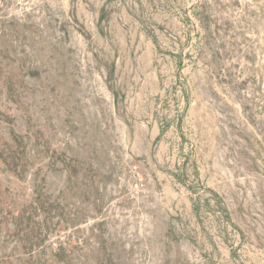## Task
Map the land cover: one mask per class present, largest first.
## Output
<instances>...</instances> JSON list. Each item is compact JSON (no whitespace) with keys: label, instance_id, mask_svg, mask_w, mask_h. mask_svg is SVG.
Returning <instances> with one entry per match:
<instances>
[{"label":"rangeland","instance_id":"rangeland-1","mask_svg":"<svg viewBox=\"0 0 264 264\" xmlns=\"http://www.w3.org/2000/svg\"><path fill=\"white\" fill-rule=\"evenodd\" d=\"M10 135L0 264H264V0H0Z\"/></svg>","mask_w":264,"mask_h":264},{"label":"trees","instance_id":"trees-1","mask_svg":"<svg viewBox=\"0 0 264 264\" xmlns=\"http://www.w3.org/2000/svg\"><path fill=\"white\" fill-rule=\"evenodd\" d=\"M14 137V135H10L8 139H3L2 149H0V160L4 166L3 171L6 175L12 174L17 178V180H20L23 178L24 172L26 171L27 162L26 159H23L25 157L23 152L12 149L14 145H17V141L15 139L17 137ZM4 193H6V190H4ZM10 195L11 194H6V198L10 199L9 205L16 204L15 196ZM3 201L0 198V208H3L5 205V202L3 203ZM42 203L43 202L40 201L39 198L35 197L31 202L15 206L12 211H0L1 219H3L5 214L11 217L14 231L13 236L16 240L14 250L21 254L22 262H25L24 257L26 255L31 256L33 249L39 246V230H41V225L44 222L40 223L36 220V217L38 216V211H44Z\"/></svg>","mask_w":264,"mask_h":264}]
</instances>
